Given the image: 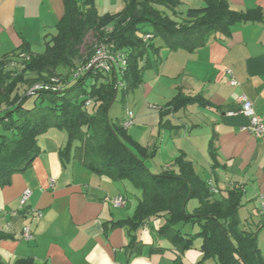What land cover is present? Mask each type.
Returning <instances> with one entry per match:
<instances>
[{"label": "crops", "instance_id": "obj_1", "mask_svg": "<svg viewBox=\"0 0 264 264\" xmlns=\"http://www.w3.org/2000/svg\"><path fill=\"white\" fill-rule=\"evenodd\" d=\"M94 1L102 15L116 14L125 6V0ZM177 1L180 12L204 4L203 0ZM227 1L232 11L260 10L263 21L235 25L227 35H209L205 45L193 51L162 47L157 55L150 54L141 63L142 83L136 89L140 102L126 131L147 149L146 165L156 164L157 173L170 169L183 155L198 179L213 185L214 196H225L231 187L242 189L240 211L247 216L241 221L252 231L264 222L260 211L264 141L245 129L249 120L240 112L238 98L246 96L264 123V0ZM63 15L62 0H0V59L24 45L31 54H42ZM232 79L235 86L230 85ZM177 93L199 96L202 102L169 113L166 104ZM57 140H51L50 150L44 148L24 172L0 188V234L8 237L0 241V262L173 264L171 252L149 253L150 245L162 242L157 235L162 220L135 231L114 225L131 218L130 210L112 204L117 196L128 202L127 185L91 173L76 159L62 162L58 152L66 139ZM25 190L31 197L20 210L18 201ZM24 228L31 233L29 240L22 238ZM258 237L264 241V226ZM257 240L259 247L261 239ZM132 241L139 245L130 253L127 247ZM259 250L264 258V248ZM183 257L186 264L201 259L196 249L187 251L182 261Z\"/></svg>", "mask_w": 264, "mask_h": 264}, {"label": "trees", "instance_id": "obj_2", "mask_svg": "<svg viewBox=\"0 0 264 264\" xmlns=\"http://www.w3.org/2000/svg\"><path fill=\"white\" fill-rule=\"evenodd\" d=\"M62 2L64 15L42 54L33 55L24 45L19 52L0 59V188L9 185L11 177L24 172L39 155L40 136L49 130L60 131L68 138L65 149L59 151L62 162L76 159L95 175L129 182L140 190L142 200L132 218L114 225L135 231L162 220L157 235L166 244L150 245V254L171 252L173 264H184L182 256L196 249L201 256L197 264L208 260L214 264H264L257 240L264 222L252 231L240 228L242 189L231 187L225 196L215 198L183 155L170 169L150 174L147 149L108 117L115 89L118 93L138 88L144 71L141 63L150 54L157 55L162 47L193 51L205 45L209 35H227L235 25L262 22V12L232 11L227 0H203V6L184 12L179 11L177 0H125L120 12L102 15L94 0ZM145 27L150 30L143 31ZM88 34L94 42L82 54ZM146 35L150 37L144 40ZM100 46L123 52L125 66L108 73L93 67L75 76ZM89 79L93 83L87 91ZM35 85L42 89L32 90ZM31 97L39 105L25 108ZM201 102L199 96L177 93L166 109L177 112ZM214 151L211 141L209 152ZM191 200L197 206L189 212L186 207ZM185 225H190L191 231L182 230ZM6 238L0 234V241ZM138 245L132 241L127 248L131 253ZM14 264L36 263L21 259Z\"/></svg>", "mask_w": 264, "mask_h": 264}, {"label": "rangeland", "instance_id": "obj_3", "mask_svg": "<svg viewBox=\"0 0 264 264\" xmlns=\"http://www.w3.org/2000/svg\"><path fill=\"white\" fill-rule=\"evenodd\" d=\"M150 29L148 27H145L143 29V31H149ZM93 38H92V35L91 34H88L85 38V41H84V46L81 48V53L84 54L86 52L85 50V47H88L90 46L92 43H93ZM95 56V55H94ZM93 56V58H94ZM92 58V59H93ZM119 67L118 66H115L114 69L119 72L118 69ZM92 69V68H90ZM118 80L121 81V75L118 74ZM102 82H104V79L101 80ZM100 81V82H101ZM91 83H93L92 80H88L87 83H86V86H85V89L87 91H90V86H91ZM36 86V85H35ZM33 86V89L34 87ZM32 89V90H33ZM137 89V88H136ZM133 90V91H123V90H119V92L117 93L116 95V98H115V101L113 102V104L110 106V110H109V113H108V117L111 121L113 122H117L119 124H123V121H124V118H125V115L127 113V111H130V112H133V108L134 106H136V104H138L140 102V92L137 91V90ZM138 102V103H137ZM36 105H39V102H35V98L34 97H31L30 99H28L26 101V103L24 104L25 108H32ZM88 111L91 112V108L89 107L88 108ZM54 137V138H50V137ZM49 137V138H48ZM60 137H64L66 140H65V145L62 147L61 150H64L66 145H67V139L66 138L67 136L63 133V132H59V131H55V130H49L46 134L40 136L38 138V146H39V149H40V152L43 151L44 148L48 150H50V148H52L51 146V140L54 142H58L57 139H59ZM60 151V150H59ZM58 157L60 159V156H59V152H58ZM65 159V158H64ZM157 161L156 163H158V160H155ZM150 174H156L158 171L156 169V164H148L147 166ZM201 176H203L201 174ZM206 178V177H205ZM127 186H126V196L128 197V202L125 201L128 203V205H126V202L124 203V205L122 207H120L121 209H128L130 210V216L132 218L134 212H135V209H136V206L139 202V200H142V196H141V192L139 189H136L135 187H133L129 182H124ZM124 197V196H123ZM216 198H219V195H216L215 196ZM197 206V203L195 200H191L186 209L189 211V212H192L193 209ZM245 215L247 216L246 212L244 211H239V219H240V228L241 229H244L245 226L243 225V222L241 221L242 218H245ZM180 227V226H179ZM181 229L184 230L185 232L187 231H191V228H190V225H185V226H181ZM246 229V228H245ZM261 231V229H260ZM259 231V232H260ZM255 232V231H254ZM259 234V233H258ZM258 239L260 240L261 239V243H259V247H261V250L264 248V241L262 240L261 237H258ZM199 242L196 241V245L198 246ZM183 261L185 262L186 264V260L185 258L183 257ZM199 262V261H198ZM197 262V263H198ZM171 263V262H170ZM196 263V264H197ZM188 264V262H187ZM201 264H214L212 261L208 260V261H204L203 263Z\"/></svg>", "mask_w": 264, "mask_h": 264}, {"label": "built area", "instance_id": "obj_4", "mask_svg": "<svg viewBox=\"0 0 264 264\" xmlns=\"http://www.w3.org/2000/svg\"><path fill=\"white\" fill-rule=\"evenodd\" d=\"M149 37H150L149 35L144 36V40L149 39ZM23 58L25 60L29 59L28 56H23ZM115 66H118L119 70L125 66V59L123 52L120 51L113 52L107 46H100L96 50L94 58L85 67L79 68L76 71L75 76H78L82 74L84 71L88 69L90 70V68L93 67L100 69L105 73H108L112 69H114ZM227 73L231 75L229 71ZM230 85L235 86L236 82L232 79L230 81ZM41 89L42 87L35 86L33 90L40 91ZM238 102L240 105V112L249 120V125L245 129L256 139L264 141V123L262 118L255 113L252 102L244 95H241L238 98ZM132 124H133V115L130 111H127L122 126L124 129H127ZM207 185L212 193L216 192V190L214 189L211 183H208ZM30 197H31V192L29 190H25L21 193L18 201L20 210L25 209ZM124 203H125V198L123 196H117L112 199V204L115 208L122 207ZM260 211L261 214H264V201L260 202ZM39 217H41L40 214ZM22 238L24 240H29L31 238V233L28 228L23 229Z\"/></svg>", "mask_w": 264, "mask_h": 264}, {"label": "water", "instance_id": "obj_5", "mask_svg": "<svg viewBox=\"0 0 264 264\" xmlns=\"http://www.w3.org/2000/svg\"><path fill=\"white\" fill-rule=\"evenodd\" d=\"M116 94H117V90L115 89V94H114V97H113V99H112V101H111V103H110V106H111V105L113 104V102L115 101Z\"/></svg>", "mask_w": 264, "mask_h": 264}]
</instances>
